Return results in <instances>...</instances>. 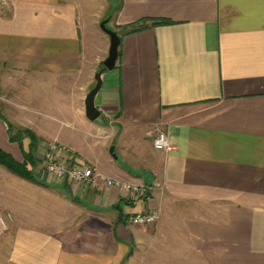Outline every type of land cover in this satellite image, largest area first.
I'll use <instances>...</instances> for the list:
<instances>
[{
    "label": "crops",
    "instance_id": "0c3cea01",
    "mask_svg": "<svg viewBox=\"0 0 264 264\" xmlns=\"http://www.w3.org/2000/svg\"><path fill=\"white\" fill-rule=\"evenodd\" d=\"M90 2L0 0L11 70L0 149L21 163L30 151L11 125L39 139L36 180L0 165V213L13 215L0 264H264V0H107L121 56L102 75L94 121L85 99L111 40ZM158 132L168 150L155 149ZM52 143L147 196L51 179L39 159ZM153 210L157 222H129Z\"/></svg>",
    "mask_w": 264,
    "mask_h": 264
},
{
    "label": "built area",
    "instance_id": "2783aa9c",
    "mask_svg": "<svg viewBox=\"0 0 264 264\" xmlns=\"http://www.w3.org/2000/svg\"><path fill=\"white\" fill-rule=\"evenodd\" d=\"M154 147L157 150H168L170 148L169 138L165 132H158L154 139ZM58 145L50 144L46 152L40 157V168L53 180H64L71 185H93L97 177L102 178L108 187H118L130 194L135 201L143 200L149 187L146 184H137L121 179L105 176L97 173L94 167L86 164H72L68 160L57 155ZM160 212L153 210L149 212L136 213L129 217V222L134 225H149L158 221ZM13 220L9 212L0 213V230L8 231Z\"/></svg>",
    "mask_w": 264,
    "mask_h": 264
},
{
    "label": "trees",
    "instance_id": "16d2710c",
    "mask_svg": "<svg viewBox=\"0 0 264 264\" xmlns=\"http://www.w3.org/2000/svg\"><path fill=\"white\" fill-rule=\"evenodd\" d=\"M144 22L145 21H141L139 23L132 24L128 27H123V31H125V34H128V33L142 30L148 26V25H145ZM169 23L170 21L168 20H155L152 22V25H163V24H169ZM120 38L122 40V36H120ZM120 46H121V43H120ZM120 56H121V51L119 47V58ZM9 131H10L11 140L18 141L20 145H22V138L24 135L30 137L32 140L30 151L24 152L25 161L21 163V162H18L11 154L0 149V165L8 168L12 172H14L15 174L23 178H26L29 180H36L35 173L33 169L28 168V164L30 163L32 165H36L38 162V159L35 157V151L37 148V144L39 142L38 137L35 135L33 131L29 129H21V128L16 129L13 125L9 127Z\"/></svg>",
    "mask_w": 264,
    "mask_h": 264
},
{
    "label": "water",
    "instance_id": "95a60500",
    "mask_svg": "<svg viewBox=\"0 0 264 264\" xmlns=\"http://www.w3.org/2000/svg\"><path fill=\"white\" fill-rule=\"evenodd\" d=\"M108 19L101 22V28L110 36V49L109 55L103 63V67L96 73V84L89 91L85 99V110L88 119L94 121L101 115L100 109L96 105V96L100 89L102 88L103 80L102 75L106 70H112L115 68L118 58H119V47L121 43L120 35L114 29L107 26Z\"/></svg>",
    "mask_w": 264,
    "mask_h": 264
},
{
    "label": "rangeland",
    "instance_id": "374dc122",
    "mask_svg": "<svg viewBox=\"0 0 264 264\" xmlns=\"http://www.w3.org/2000/svg\"><path fill=\"white\" fill-rule=\"evenodd\" d=\"M87 1H93V2H90L91 4L89 3L86 8L83 7L89 16H91L92 12H96V14L100 13V15H102V13L104 12L103 9L107 5V0H87ZM81 6H84V5H81ZM107 17H108L107 14L104 15V17L102 15V18L98 22L101 23L103 20L108 19ZM109 24L110 23H108L107 26ZM10 74H11L10 69H8L6 66L0 65V103H6V98L8 94L7 79H8V75ZM47 109H51V108H49L48 106Z\"/></svg>",
    "mask_w": 264,
    "mask_h": 264
}]
</instances>
